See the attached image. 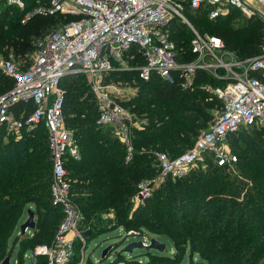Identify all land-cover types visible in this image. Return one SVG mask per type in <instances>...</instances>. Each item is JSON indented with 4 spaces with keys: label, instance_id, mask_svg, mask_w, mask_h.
I'll return each instance as SVG.
<instances>
[{
    "label": "trees",
    "instance_id": "trees-1",
    "mask_svg": "<svg viewBox=\"0 0 264 264\" xmlns=\"http://www.w3.org/2000/svg\"><path fill=\"white\" fill-rule=\"evenodd\" d=\"M35 1L28 0L26 8ZM20 13L22 17V12L17 14ZM184 14L193 26L221 39L224 47L239 59L257 55L264 43L259 18V27L256 22L247 21L242 27L233 28L236 13L211 21L205 12L191 10L186 4ZM52 17L58 22L63 18L60 25L70 20L60 15L36 17L25 25L19 23L13 35L3 36L0 31L2 57L13 53L29 62L35 52L34 41L43 37L41 32L50 26ZM7 22L6 18L0 19L2 24ZM169 30L176 50L186 47L183 59L179 54L178 61L195 60L196 55L187 45L189 28L175 18ZM205 77L218 87L230 82L199 71L196 85ZM114 78L139 84L136 96L125 99L123 104L135 105L133 113L147 120L144 128L133 132L135 152L127 164L123 145L108 129L96 125V99L93 93L84 96L89 85H81L82 80L87 82L86 77L73 75L63 79L61 85L65 90L66 125L73 129L81 155L79 161L70 159L65 166L71 199L79 210L78 231L82 235L90 231L85 242L118 227L126 232L145 229L166 236L174 251L173 256L151 257L149 264H181L187 252L188 264H196L191 260L195 254L205 264H264V129L241 136L243 155L235 164L218 167L206 156L207 170L191 171L175 181L168 179L133 211L137 184L143 177H154L150 175L159 170L147 162H155L158 152L175 158L192 147L210 120L204 103L209 95L198 87L182 90L177 82L168 83L156 76L143 82L135 72L117 73ZM12 86V80L0 72V95ZM36 130L43 133L37 135ZM36 130L23 132L17 139L6 134L2 138L4 134H0L5 139L0 142V263L11 256L16 245H20L21 262L32 243L49 244L64 219L61 209L52 205L47 133L43 127ZM28 207L35 216L33 236L23 241L15 236L11 241ZM111 211L117 223L106 229L103 219ZM82 247L75 241L70 264L79 263Z\"/></svg>",
    "mask_w": 264,
    "mask_h": 264
},
{
    "label": "built area",
    "instance_id": "built-area-1",
    "mask_svg": "<svg viewBox=\"0 0 264 264\" xmlns=\"http://www.w3.org/2000/svg\"><path fill=\"white\" fill-rule=\"evenodd\" d=\"M27 2L0 0V11L22 12L21 25L36 17L70 19L34 41L35 52L29 62L13 53L0 60L1 74L13 82L12 88L0 95V134L17 139L23 132L40 127L47 133L52 205L61 208L64 219L53 244L37 246L33 252L34 258L46 259L44 264H70L75 241L86 244L78 231L79 210L71 201L65 166L70 159L79 161L80 152L73 130L66 125L63 79L73 75L88 78L96 99V125L108 129L123 145L125 164L133 157L134 130L144 128L147 121L137 120L125 110L123 102L134 96L121 90L120 79L114 78L117 73L135 72L143 82L156 76L168 83L177 82L182 90L198 87L222 101L221 113L191 148L175 158L156 154L160 173L139 186L134 198L137 204L166 179L175 181L188 175L207 155L218 167L235 164L236 156L221 146L227 136L248 127H264V43L259 53L245 62H225L216 55L225 49L222 40L202 37L184 14L187 4L191 10L205 12L211 21L230 13L257 16L264 31V0H36L26 9ZM175 18L194 34L191 51L196 57L192 62L178 61L169 30ZM199 71L230 82L215 90L198 86ZM80 256L78 264H86L83 249Z\"/></svg>",
    "mask_w": 264,
    "mask_h": 264
},
{
    "label": "rangeland",
    "instance_id": "rangeland-1",
    "mask_svg": "<svg viewBox=\"0 0 264 264\" xmlns=\"http://www.w3.org/2000/svg\"><path fill=\"white\" fill-rule=\"evenodd\" d=\"M26 9H28V8H26ZM5 10L6 9H2L0 11V19L6 18L8 20V22H7L8 25L7 24L5 25V23L4 24L0 23V31L2 32L3 36L13 35L15 32L18 31V25H19L20 20H21V13L17 14L19 11L14 10V9L13 10L11 9L9 12H4ZM258 18L259 17H257V16H252L250 18H246V17H242L240 15H235V21L233 23H231V26H233V28H240L245 24V22L252 21V22H256L258 27H259L260 22H259ZM50 20L52 23L50 24V26L45 31L41 32L40 36H45V35L49 34L52 30L57 29V27L61 26L60 25L61 20L64 21V19L61 18V20L58 22L57 18H55V17L50 18ZM194 28L200 35H202V37H205V36L211 37L212 33L207 32V31L204 32L201 28H199L195 25H194ZM187 32L190 36V37H188L189 39H188V44H187L188 48L190 49L191 48V40L194 38V34L191 31H187ZM0 50H3V49H0ZM185 51H186V47L183 49L178 48L177 52H178V54H180V57L182 59L184 57L183 54ZM216 55L219 56L225 62H227V61L234 62L236 60H239L241 62H245L248 59V58L239 59V58H237L236 54L233 51L227 50L226 48L223 49V51L221 53L216 54ZM1 59H3L2 52L0 53V60ZM206 59L208 61V57ZM242 65L244 67L246 64L242 63ZM86 79H87V82L85 80H82V82H81L82 86H85V85L87 86V84L89 85L86 87L87 93L84 96H88V93H90V95H91V93H92V91H90L91 85L89 84L88 78L86 77ZM202 80L203 81H201L198 86H201V85L202 86H210L212 90H215V88L218 87L215 83H212V84L209 83V81L206 79V77L203 78ZM120 81H121V90H124L125 95L136 96L137 91L139 90V84H135L133 86L132 82H130L131 80L129 81V80H121L120 79ZM126 83H128V85ZM208 95H209V96H207L208 98L204 99L205 100L204 103L207 104L205 110L209 112L208 114L210 116V120L207 123L206 127L203 128L202 130H200V132L206 131L211 126V124L215 121V119L219 116V114L221 113V111L223 109V103L221 100H219L212 92H208ZM125 106H124L125 110L129 114L133 115L137 120L146 119L144 116H136V114L133 113L132 109L135 107V105L132 106V105L126 104ZM262 129H264V127H260V128L248 127L246 129H242L243 131L241 130V132H237L233 136L226 138V140L222 143L221 146H222V148L229 150L233 155L236 156L237 160H239V158H242L241 156L243 155L241 153L242 144H243L241 136L248 134V133L250 134L253 132H258V130H262ZM34 132H36L37 135H40L41 133H43L40 130H36ZM4 136H5V134L2 136V138ZM73 136L75 137L74 131H73ZM75 140L77 141L76 138H75ZM1 141H5V139L0 138V142ZM134 152H135V148H134ZM134 152H133V155H134ZM158 153H161V152H158ZM177 156H179V155H177ZM207 156H209V155H207ZM168 157H169V155H168ZM80 158H81V155H80ZM169 158H172V157H169ZM206 159L208 160V158L205 156L202 161L197 162L193 166L192 171L198 170V169L207 170L208 164L206 162ZM147 163H150L151 167H154V166L158 167L157 161H155V162L154 161H148ZM159 173H160L159 170H157V172L155 171L152 175H150V176H153V175H155V176L152 178H149L148 180L143 179L144 178V177L142 178L143 175L141 176L142 180L137 184V190L132 197V202L134 204L133 205V211L140 204L144 203L147 200L146 199L145 201H143L142 203H139V204H137V202L134 201V198H136L138 195L139 186L142 183H144L145 181H149V180L157 177L159 175ZM167 181H169V180L166 179L164 181V183H166ZM164 183H162V184H164ZM160 186L155 187L152 192H154ZM71 201H72V199H71ZM74 205H76V204H74ZM34 219H35V216H34ZM26 220H27L26 212L24 211L22 213V216H21L17 226L15 227V230H14L13 235L11 237V241L15 236H18L21 241H23L24 238H31L33 236V230L34 229L31 230V229L27 228L24 234L20 233V226L22 224H24ZM79 221H80V216H79ZM79 221H78V224H79ZM103 222L107 224L106 229L107 228L109 229L112 226H114L117 223L115 213L113 211H111L109 214H107L105 216V218L103 219ZM61 224H60V226H61ZM99 225H101V224H99ZM60 226H59V228H60ZM59 228H58V230H59ZM58 230H57V232H58ZM57 232H56V234H57ZM56 234H55V236H56ZM55 236L49 244L36 243L32 246V244H33L32 243L30 245L31 247L29 246V248L31 250L26 252L23 255V261H21V262L18 261V257L20 256V249H19L20 245H16L12 250L11 256L9 257L10 258V264H41V263L44 264L46 259L44 257L34 258L33 252L35 251L37 246L52 245L54 240H55ZM83 236L85 237L84 234H83ZM151 240H155L158 243L163 244L165 246L164 250L158 251L155 249L145 250V249L133 248L131 252H125L124 251V249L127 246H129L130 244H134V243H138V242H141L142 244H146V246H149ZM107 248H109V251L106 253L104 259L102 260L101 259L102 253ZM82 249H83V255L85 257V263L86 264H149L151 257L155 258V256L156 257H164V256H173L174 255L173 244L168 238H166V236L156 235V234H153V233H151L145 229H142L141 231L136 230V231L126 232L122 227H118L113 231L107 232V233H105V234H103V235H101L95 239L87 241L86 244L81 248V250ZM78 250H79V248H78ZM73 254H74V251H73ZM191 257H192L191 258L192 262H194L196 264H198V263L199 264H205L206 263L205 261L200 259L197 254H195ZM188 258H189V253L187 252L186 255L184 256L181 264H188L189 263ZM2 262L0 264H2Z\"/></svg>",
    "mask_w": 264,
    "mask_h": 264
},
{
    "label": "water",
    "instance_id": "water-1",
    "mask_svg": "<svg viewBox=\"0 0 264 264\" xmlns=\"http://www.w3.org/2000/svg\"><path fill=\"white\" fill-rule=\"evenodd\" d=\"M225 168H227V167H225ZM26 215H27V220L25 221L24 224H22L20 226V233L21 234H24L27 228L31 229V230L35 228L34 212L32 210L28 209L26 211ZM89 234H90V231H87L84 233L85 236H88ZM164 247L165 246L163 244H160L155 240H151L149 246H144L141 242H138V243L130 244L129 246H127L124 249V251L125 252H131L133 248H139V249H145V250L155 249L158 251H163ZM108 251H109V248H107L106 250L103 251L102 256H101L102 260L104 259L105 255ZM2 264H10V258L6 257L3 260ZM41 264H43V263H41Z\"/></svg>",
    "mask_w": 264,
    "mask_h": 264
},
{
    "label": "crops",
    "instance_id": "crops-1",
    "mask_svg": "<svg viewBox=\"0 0 264 264\" xmlns=\"http://www.w3.org/2000/svg\"><path fill=\"white\" fill-rule=\"evenodd\" d=\"M255 75H256V74H255ZM28 209L32 210L31 207H28V208L25 209V212H26V210H28ZM26 218H27V215H26ZM34 220H35V219H34ZM27 231H28V230H27ZM80 258H81V256H80Z\"/></svg>",
    "mask_w": 264,
    "mask_h": 264
}]
</instances>
